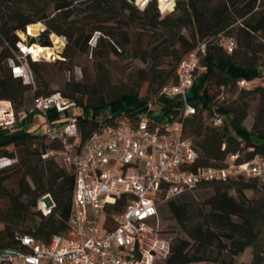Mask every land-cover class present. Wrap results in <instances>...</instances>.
Listing matches in <instances>:
<instances>
[{"label": "trees", "instance_id": "1", "mask_svg": "<svg viewBox=\"0 0 264 264\" xmlns=\"http://www.w3.org/2000/svg\"><path fill=\"white\" fill-rule=\"evenodd\" d=\"M0 19V101H10L18 119L19 112L27 115L19 121L18 130L0 129V157L14 160L11 167L0 170V251L19 246L20 236L48 243L69 230L76 176L56 155L44 158L60 151L62 143L28 128L36 97L60 92L76 102L66 115L52 112L50 118L77 119L82 144L102 126L115 124L118 117L135 123L152 112L149 104L156 101L161 115L183 119L199 156L194 170L220 166L238 152L245 159L264 157V85L260 82L264 79V0H178L166 14L157 0L143 9L128 0H0ZM39 23L44 30L38 37H29V44L51 47V36L56 35L66 37L67 45L64 60L28 59L35 78L34 85H27L13 75L10 60L20 53V35ZM93 37L96 42L91 48ZM229 39L235 41L232 52L225 48ZM201 43H206V51L188 95L196 113L183 118L181 101L165 99L161 91L178 83L180 63ZM90 49L97 68L104 70L102 77L92 85L75 81L67 82L64 89H51L41 67L57 61L64 66L70 57L89 54ZM124 53L148 65L138 71L132 87L114 98L85 102L92 90L108 84L111 56ZM241 79L259 82L245 89L238 85ZM145 83L149 89L143 94ZM230 96L233 100L227 101ZM256 101L254 127L248 130L245 121ZM216 117L222 118L220 126L213 124ZM202 186L213 187L214 193L206 201L210 209L200 213L198 223H190L189 206L178 201L180 197L167 202L188 237L172 242L165 264H246L237 260L249 248L251 264H264V182L239 178ZM248 191L254 196L247 197ZM45 194H51L56 203L47 217L36 210Z\"/></svg>", "mask_w": 264, "mask_h": 264}, {"label": "built area", "instance_id": "2", "mask_svg": "<svg viewBox=\"0 0 264 264\" xmlns=\"http://www.w3.org/2000/svg\"><path fill=\"white\" fill-rule=\"evenodd\" d=\"M33 26L23 33L27 38L35 37L30 32ZM41 26L42 32L44 25ZM56 37L57 41L52 40L56 48L47 47L53 50L51 56L35 54L31 51L34 44H27L22 38L17 44L20 53L16 60H10L13 75L34 85L28 59H61L57 51L65 49L67 38ZM234 47L233 39L225 42L229 52ZM205 51L206 43H201L180 63L178 83L161 91L165 99L181 101L183 118L196 113L188 95ZM258 82L241 79L238 85L251 89ZM158 105L151 102L152 112L141 115L135 123L118 117L115 124L102 126L82 144L77 119L50 118L52 112L66 115L76 107L75 101L60 92L34 99L31 112L46 121L44 134L62 143L60 151H51L44 158L57 155L66 168L75 172L69 230L53 236L48 243L33 236H20L19 246L0 251V264H165L171 255L172 240L162 235L163 204L203 184L239 178L264 182V157L259 155L245 159L238 152L229 155L220 166L194 170L199 156L186 134L183 119L171 120L161 115ZM26 117L24 114L18 119L13 104L0 101V129L16 131L19 121ZM221 123V117L213 120L215 126ZM13 164L14 160L0 157V170ZM55 208L51 194L37 201L36 210L43 216L51 215Z\"/></svg>", "mask_w": 264, "mask_h": 264}, {"label": "rangeland", "instance_id": "3", "mask_svg": "<svg viewBox=\"0 0 264 264\" xmlns=\"http://www.w3.org/2000/svg\"><path fill=\"white\" fill-rule=\"evenodd\" d=\"M153 0H149L151 2ZM178 0H174L172 4L173 7L170 9H162V4L160 0H157L159 9L162 14H166L172 12L177 5ZM147 3V4H148ZM146 7V4H144ZM144 5L137 4L141 9L145 8ZM40 24V23H39ZM43 25V24H40ZM42 28V26H41ZM41 28L38 33L35 34V37H38L41 32ZM32 34V30L30 29ZM34 35V34H33ZM54 36V35H53ZM52 36V40L54 37ZM21 39L24 38L26 43H30V38H27L24 34L20 35ZM98 37V34L95 36ZM96 42V38L94 37L89 42V46L91 48L94 47ZM39 45V44H36ZM42 46V45H39ZM56 48L55 46H52ZM65 53V50H64ZM63 53V54H64ZM61 60H64L63 55H59ZM148 65L139 59L133 58V56L124 53L121 55H112L110 59V63L108 64L109 71V82L106 85L99 87L96 90H92L91 96H85L84 101L87 102L89 98L92 99H110L120 95L122 92L129 90L132 87V83L134 80L139 78L138 71L141 69H145ZM43 73L47 74L50 81V88L55 90L64 89L65 84L67 82H75L82 81L86 84H94L96 83L100 77H102V72L97 68V64L94 62L92 58V50L90 49L89 54L77 53L73 57H70L68 62L62 66L60 63H48L41 67ZM202 72V69L198 71V74ZM35 78V76H34ZM261 84L264 85V79H262ZM38 85L35 83V88ZM148 84L145 83L142 87L141 93L146 94L148 92ZM233 98L230 96L227 98V101H232ZM258 108V101L252 104V107L249 111V116L245 121V125L248 130H252L255 123V116ZM22 111V109H20ZM20 115H23L24 112H19ZM207 118V116H205ZM44 118L39 114H35L33 116V120L28 124V128L30 130H38L43 131V122ZM19 128V127H18ZM55 158L62 165L61 160L56 155ZM214 193L213 187L202 186L194 191L181 196L178 198V201L187 203L190 209V223H198L200 222V213L204 210H209L210 208L206 206L207 199ZM230 194L237 196V192L235 190H230ZM247 197H253L254 193L251 191L246 192ZM36 211V210H35ZM38 219V217L36 218ZM160 219H161V229L162 235L168 237L175 243L178 239L187 238L186 232L182 229V227L175 220L173 215L171 214L167 203L163 204L160 208ZM3 228V225H0V229ZM252 249L249 248L242 257H240L237 262L238 263H246L251 264L252 262Z\"/></svg>", "mask_w": 264, "mask_h": 264}, {"label": "bare ground", "instance_id": "4", "mask_svg": "<svg viewBox=\"0 0 264 264\" xmlns=\"http://www.w3.org/2000/svg\"><path fill=\"white\" fill-rule=\"evenodd\" d=\"M149 0H147V3H148ZM161 4H162V9H170L172 6V4L174 3V0H160ZM147 3L144 2V0H139V2L137 1V4H141V5H144ZM145 7V5H144ZM141 8V7H140ZM41 28V25L40 24H36L35 26H33L31 28L32 30V34H36L38 33V31L40 30ZM54 40L57 41V37L54 35ZM24 49L27 51L28 48L27 46L24 47ZM31 51L34 52L35 54H38V55H53V50L51 48H47V47H43V46H39V45H36L34 44L32 47H31Z\"/></svg>", "mask_w": 264, "mask_h": 264}, {"label": "water", "instance_id": "5", "mask_svg": "<svg viewBox=\"0 0 264 264\" xmlns=\"http://www.w3.org/2000/svg\"><path fill=\"white\" fill-rule=\"evenodd\" d=\"M131 4H134V5H137V1L138 0H128ZM64 48H60V49H58V51H57V53L59 54V55H63V53H64Z\"/></svg>", "mask_w": 264, "mask_h": 264}, {"label": "clouds", "instance_id": "6", "mask_svg": "<svg viewBox=\"0 0 264 264\" xmlns=\"http://www.w3.org/2000/svg\"><path fill=\"white\" fill-rule=\"evenodd\" d=\"M138 2H139V0H138ZM144 2L147 3V0H144Z\"/></svg>", "mask_w": 264, "mask_h": 264}]
</instances>
